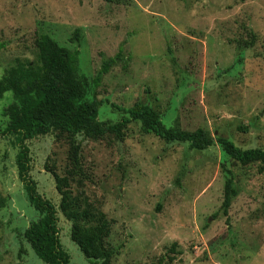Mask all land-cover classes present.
I'll return each mask as SVG.
<instances>
[{
	"label": "rangeland",
	"instance_id": "1",
	"mask_svg": "<svg viewBox=\"0 0 264 264\" xmlns=\"http://www.w3.org/2000/svg\"><path fill=\"white\" fill-rule=\"evenodd\" d=\"M79 29V39L75 31ZM49 33L78 50L107 124L127 115L114 106L149 103L166 126L208 129L243 148L264 149V0H0V78L18 60L34 61ZM122 48L121 55H117ZM113 66L94 78L104 61ZM8 91L0 98V264H45L24 237L41 213L28 200L16 163L20 146L4 134ZM81 189L111 220L112 264H264V172L242 165L217 142L196 150L167 142L131 121L122 136H76ZM30 175L55 205L51 171L66 174L70 143L55 133L28 140ZM237 195L222 208L226 172ZM72 189L79 191L78 183ZM71 264H89L58 210Z\"/></svg>",
	"mask_w": 264,
	"mask_h": 264
},
{
	"label": "trees",
	"instance_id": "2",
	"mask_svg": "<svg viewBox=\"0 0 264 264\" xmlns=\"http://www.w3.org/2000/svg\"><path fill=\"white\" fill-rule=\"evenodd\" d=\"M79 39V29L75 31ZM38 48L34 61L18 60L0 78V98L8 91L13 101L6 107L8 124L4 134L14 135L20 146L16 163L21 181L30 203L39 210L41 216L29 223L24 237L31 244L38 257L45 264H71L70 254L63 248L58 227V210L71 221V238L87 257L89 264H112L117 252L107 243L112 223L100 206L86 195L83 186V165L81 144L76 136L98 139L109 132L122 136L124 128L131 121H139L142 130L153 133L167 142L188 143L191 148L204 150L217 142L222 151L242 165L259 163V171L264 172V149L260 147L243 148L228 137L213 136L206 128L186 130L178 126H166L162 116L149 103L136 102L134 106L116 108L127 115L116 123L107 124L99 118V107L103 103L93 95L91 82L80 73L78 50L61 46L49 33H41L36 38ZM4 44H0V48ZM120 48L117 55H121ZM116 57L107 58L94 78L95 85L104 73L114 65ZM67 134L70 143L69 165L65 175L54 168L47 169L54 175L60 202L55 205L38 192L36 181L30 175V149L27 141L38 136L55 133ZM225 196L222 208H230L237 189L233 172L226 168ZM77 182L79 191L72 189ZM4 199L0 198V207Z\"/></svg>",
	"mask_w": 264,
	"mask_h": 264
}]
</instances>
